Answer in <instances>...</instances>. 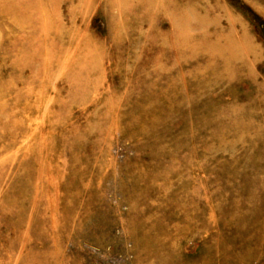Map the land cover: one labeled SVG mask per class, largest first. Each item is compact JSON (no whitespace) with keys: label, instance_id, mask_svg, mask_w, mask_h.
Segmentation results:
<instances>
[{"label":"rangeland","instance_id":"rangeland-1","mask_svg":"<svg viewBox=\"0 0 264 264\" xmlns=\"http://www.w3.org/2000/svg\"><path fill=\"white\" fill-rule=\"evenodd\" d=\"M0 264H264V0H0Z\"/></svg>","mask_w":264,"mask_h":264}]
</instances>
